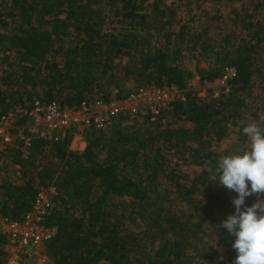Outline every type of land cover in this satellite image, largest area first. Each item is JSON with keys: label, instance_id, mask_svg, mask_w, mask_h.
<instances>
[{"label": "trees", "instance_id": "obj_1", "mask_svg": "<svg viewBox=\"0 0 264 264\" xmlns=\"http://www.w3.org/2000/svg\"><path fill=\"white\" fill-rule=\"evenodd\" d=\"M204 1L8 0L0 26L15 24L0 31V114L33 100L73 105L107 98L128 80L137 87L185 88L194 73L213 80L225 66L236 72L227 94L174 102L154 119L142 117L151 126L143 131L77 129L86 143L82 151L70 148L71 130L58 140L35 139L25 148L17 141L5 149L11 164L0 166L17 167L19 175L0 176V215L19 219L40 188L55 186L49 222L57 232L40 247L52 264H192L194 257L203 259L198 264H233L232 238L223 228L215 234L233 205L225 188L213 185L218 159L210 142L226 138L229 124L259 118L243 114L263 50L264 15L252 20L236 13V28L211 38L194 24L207 14L192 12L193 3L198 9ZM233 1L243 9L246 0ZM101 4L120 19V27L105 28ZM186 58L195 60L194 70ZM170 152L203 170L189 184L182 182L167 172ZM161 175L170 185L166 205L157 200ZM118 208L138 221L139 232L124 228ZM209 241L210 251L204 247ZM4 243L0 235V264H6Z\"/></svg>", "mask_w": 264, "mask_h": 264}, {"label": "built area", "instance_id": "obj_2", "mask_svg": "<svg viewBox=\"0 0 264 264\" xmlns=\"http://www.w3.org/2000/svg\"><path fill=\"white\" fill-rule=\"evenodd\" d=\"M3 54L0 47V58ZM235 76V69L225 66L221 76L213 80H202L194 73L192 78L195 81L191 78L185 88L173 84L139 86L125 94L113 89L107 98L85 99L73 105L33 100L25 107L0 114V165L11 164L5 149L17 141L25 148L32 140H58L71 130L70 144L74 145L73 150L82 151L86 143L77 129L104 131L120 118L126 122L145 116L154 119L174 102H186L188 97L199 100L202 96L190 87L194 82L204 88L208 98H218L230 91V80ZM56 194L55 186L50 184L38 190L30 208L19 219L0 215V235L5 240L6 264H23L24 260L32 257H39L42 262L47 260L46 255L41 254L40 247L54 238L57 232L56 226L49 222Z\"/></svg>", "mask_w": 264, "mask_h": 264}, {"label": "rangeland", "instance_id": "obj_3", "mask_svg": "<svg viewBox=\"0 0 264 264\" xmlns=\"http://www.w3.org/2000/svg\"><path fill=\"white\" fill-rule=\"evenodd\" d=\"M150 0H146V2H149ZM167 4L176 3V0H164ZM8 3V0H0V14L5 13L6 11V5ZM257 5L256 8H254ZM104 15L106 17L105 20V28L108 30H113L115 28L120 27V19L113 17L111 12L108 10V7L105 4H101ZM196 3H193L194 10L192 12H197V14H201L200 10L206 11V17H201L198 19V21L195 24V27L198 30L207 31L209 36L211 38H222L227 32L230 30L235 29V25L233 24V18H235V14L238 13L240 16H244L246 19L250 16L252 20H255L256 18H261L264 15V0H246L243 3V9L242 5L238 1H231V0H206L204 2H200V9L196 7ZM178 14V11H177ZM180 17L186 19V11L181 10L179 12ZM178 17V15H177ZM15 23H9L6 28L1 27L0 30L13 28ZM262 52L258 56V65L256 68V72L253 76L252 80V89L250 91V94L245 97L246 107L243 116L246 119L253 118L251 114H256L259 118L255 121L258 124H260L261 121L264 120L263 111L264 107H262L264 102V42L262 43ZM185 64L192 70L195 68V60L192 58H186ZM200 67H205L206 64L204 62H201L199 64ZM5 68V65L2 61V57L0 58V73ZM136 84L132 81H125L124 83H120L118 87L114 89H118L119 91L136 88ZM139 87V86H138ZM191 88L196 89L197 92H199V95L202 96L199 100H207V92L204 91V88L199 83H192L190 85ZM248 122H245L244 124L239 121L237 125L229 124V130L228 135L226 138H224L221 142L215 143L213 140L210 142V148L214 150V152L217 154V158L219 159L223 155H228L234 153L236 150L240 149L244 146L247 138L242 133V128L245 126ZM121 129L124 132H129L131 130H141L143 131L146 128H151L148 122L144 118H134L131 119L128 122H120L115 121L107 130V134H112V132L116 129ZM168 160L167 165V172H170L173 170L180 180L184 183L189 184L192 178L197 176L204 168V166L200 163L192 162L189 157L187 156H180V155H174L172 152L167 153L166 155ZM18 172V168L15 169L14 167H8V168H2L0 166V176L7 177L10 180H14L18 175L16 174ZM169 182H167L166 178L161 175L158 179V183L156 185L157 190V200L160 202L162 201V204H168L165 201L164 195L167 193L169 189ZM156 193V192H155ZM225 194L232 200V197L235 195V193L231 192L230 190L225 188ZM156 198V195H155ZM250 199L247 198L246 201ZM256 197L253 196V200H255ZM115 204H118L120 202L119 199H115L113 201ZM179 205V204H177ZM176 207V205H175ZM178 207V206H177ZM181 207V206H180ZM117 213H123L120 208L116 210ZM124 214V213H123ZM123 218V226L127 231H133V232H139L140 226L137 224V222H134L127 218V216L124 214ZM213 241H209L208 244H205V250H209L211 246H213ZM202 247V245H199ZM210 246V247H208ZM204 249V248H203ZM221 251H224L225 248H216ZM210 251V250H209ZM41 254L44 255L45 253L40 250ZM191 254L193 255L194 252L191 251ZM225 252V251H224ZM47 257V256H46ZM194 262L192 264H198L199 262H203V259L199 257H194ZM24 264H52V262L47 257V260L42 262V259L39 257H32L27 260H24Z\"/></svg>", "mask_w": 264, "mask_h": 264}, {"label": "clouds", "instance_id": "obj_4", "mask_svg": "<svg viewBox=\"0 0 264 264\" xmlns=\"http://www.w3.org/2000/svg\"><path fill=\"white\" fill-rule=\"evenodd\" d=\"M242 133L247 138L244 146L221 156L212 176L214 186L235 193L233 211L216 225L215 234L223 228L232 238L233 264H264V126L251 121ZM253 196L256 199L248 204Z\"/></svg>", "mask_w": 264, "mask_h": 264}, {"label": "crops", "instance_id": "obj_5", "mask_svg": "<svg viewBox=\"0 0 264 264\" xmlns=\"http://www.w3.org/2000/svg\"><path fill=\"white\" fill-rule=\"evenodd\" d=\"M192 81H195V78H194V79L192 78ZM70 148H71V149H74V145H71V144H70ZM14 168L17 169V167H14ZM16 174H18V172H16ZM23 264H24V263H23Z\"/></svg>", "mask_w": 264, "mask_h": 264}]
</instances>
